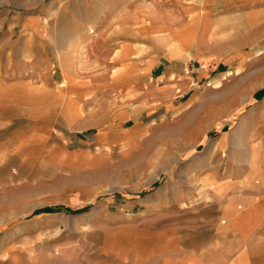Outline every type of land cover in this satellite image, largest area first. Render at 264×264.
<instances>
[{
  "label": "crops",
  "instance_id": "obj_1",
  "mask_svg": "<svg viewBox=\"0 0 264 264\" xmlns=\"http://www.w3.org/2000/svg\"><path fill=\"white\" fill-rule=\"evenodd\" d=\"M152 4L116 47L102 32L0 41V184L38 190L26 216L82 215L50 247L5 242L4 264H264V0ZM243 71L259 73L248 107L205 113L206 83Z\"/></svg>",
  "mask_w": 264,
  "mask_h": 264
},
{
  "label": "rangeland",
  "instance_id": "obj_2",
  "mask_svg": "<svg viewBox=\"0 0 264 264\" xmlns=\"http://www.w3.org/2000/svg\"><path fill=\"white\" fill-rule=\"evenodd\" d=\"M159 1L164 2V0ZM152 2L153 0H0V41H3L5 37L9 38L11 43H17L21 41L20 37L23 32L40 33L43 30L49 33V37L52 38L51 43L63 45L68 41L54 39L55 34H65L66 37V34L70 32H87L94 35L93 37H98L99 33L102 32L107 33L109 38L118 35L115 40H109L111 46L116 47L115 42L118 44L130 39L128 33L131 31H147L149 14L155 10L163 11L160 6L153 7ZM135 18H138L139 23H135ZM238 26L239 28L230 35L243 40L249 38V34L242 36L246 31L244 32L241 26ZM139 40L141 44L146 42L145 39ZM95 42L99 47V41L96 40ZM262 43H264V37L258 41L257 48ZM77 47L83 48L82 43H79ZM112 52L115 51L112 50ZM220 74L225 75L224 72ZM258 78L259 73L243 71L225 76L221 82L222 85L216 86L219 87L216 89L212 88L213 84L210 82L206 83L208 85H205L204 90L199 94V97L204 100V112L208 113L214 105L232 109L235 113L244 111V107L247 108L249 104H242L240 100L245 96V92L249 91L248 84ZM200 105L198 102L197 107L199 108ZM230 126L225 123L224 130H228ZM221 128L219 125L213 128L207 138L198 146L201 153H197L196 156H200L202 153L205 157L209 155L208 147H210L215 133H218ZM17 186L10 188L8 185L0 184V264H4L5 257H9L5 248H2L3 244L9 240L12 246L8 251L13 252L19 251V242L26 235L29 240L38 241L40 245L50 247L52 243H56L58 240L72 239L79 234L72 230L71 224L82 217L80 214L26 216L25 214L30 211L31 205L42 202V200L37 198L38 190L35 187L20 188ZM9 211L22 213L9 215ZM36 218L40 225L38 229L28 232L20 230L21 223H36ZM60 223L64 226H57Z\"/></svg>",
  "mask_w": 264,
  "mask_h": 264
},
{
  "label": "trees",
  "instance_id": "obj_3",
  "mask_svg": "<svg viewBox=\"0 0 264 264\" xmlns=\"http://www.w3.org/2000/svg\"><path fill=\"white\" fill-rule=\"evenodd\" d=\"M40 211L51 212V211H54V209L53 208H44V209H41ZM75 212H79V211L76 210Z\"/></svg>",
  "mask_w": 264,
  "mask_h": 264
},
{
  "label": "bare ground",
  "instance_id": "obj_4",
  "mask_svg": "<svg viewBox=\"0 0 264 264\" xmlns=\"http://www.w3.org/2000/svg\"><path fill=\"white\" fill-rule=\"evenodd\" d=\"M90 32H92V31L90 30Z\"/></svg>",
  "mask_w": 264,
  "mask_h": 264
}]
</instances>
